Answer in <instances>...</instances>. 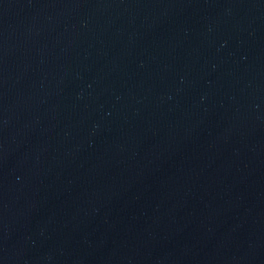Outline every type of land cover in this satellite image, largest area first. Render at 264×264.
I'll return each instance as SVG.
<instances>
[{"label": "water", "instance_id": "obj_1", "mask_svg": "<svg viewBox=\"0 0 264 264\" xmlns=\"http://www.w3.org/2000/svg\"><path fill=\"white\" fill-rule=\"evenodd\" d=\"M0 264H264V0H0Z\"/></svg>", "mask_w": 264, "mask_h": 264}]
</instances>
